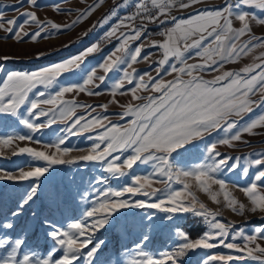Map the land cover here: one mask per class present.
<instances>
[{"label":"snow or ice","instance_id":"obj_1","mask_svg":"<svg viewBox=\"0 0 264 264\" xmlns=\"http://www.w3.org/2000/svg\"><path fill=\"white\" fill-rule=\"evenodd\" d=\"M18 2L21 6L27 3L33 10L23 12V20L17 18L4 21L3 14L0 13V30L8 33L5 39H15L19 43L25 41V38L38 42L39 39H49L52 35L69 31L97 11L105 0H95L85 10L79 11L76 20L63 27L51 20L42 21L37 11L42 7H50L58 14L72 15L71 9H62L60 3L42 5L40 0ZM202 2L203 0H131L130 3V0H121L102 19L99 26L119 17L117 23L105 34L106 37L117 36L122 27L129 31L117 36L119 46L98 66L104 74L97 75L96 69H92L78 84L60 86L59 77L81 68L85 58L97 51L98 45L89 46L74 58L38 71H6L5 66L0 65V73L4 74V79L0 81V117L13 118L28 130V134L11 132L0 136V147H11L16 141H33L45 150L19 147L11 155L27 154L34 161L46 162L45 166L30 165L28 170L19 169L15 173L0 170V180L34 181L16 207L0 219V264H77L78 261L80 264H94L97 253L105 243L104 240L96 239V233L113 224L116 213L133 208L155 209L168 214L162 218L168 221L177 213H190L202 218L207 230L195 240L180 231L178 235L183 242L159 257L145 251L150 236L144 233L135 245L134 258L128 260L127 264H182V258L190 251L221 246L243 255H211L202 264H231L234 260L244 259L264 264V246L258 242L264 241V225L256 227L251 234L243 228L233 230L230 222L218 219L190 191L191 181L205 193L209 192L211 184H218L228 207L236 214L243 215L245 206L238 204L225 191L227 181L221 177L240 169L241 177L247 178L250 167L240 164L245 159L249 166H255L258 171L247 186L236 187L247 197L251 212L264 213V154L253 159L232 157L217 150L218 145L232 147L233 142L241 141L243 133L254 134V129L264 128V112L246 122L243 127L239 126L236 119H231H242L243 114L251 113L254 108H264V52L255 57L259 63L247 65L239 71H223L212 79L203 78L209 71L218 72L225 64L238 61L254 49H264V35L257 36L253 31L255 25L264 26V16L245 10L255 8L264 13V0H223L220 6L198 9L186 17L171 15L173 9L185 10ZM129 7L133 11H125V15L121 17V11ZM137 19L141 21L140 26L135 25ZM234 21L239 23L238 27L234 26ZM147 24L164 26V30L159 32L164 40L153 42L152 45L162 52V59L155 68V77L148 72L137 74L134 65L141 60H148L150 54L142 56L143 42L134 49L129 43L140 40L148 33ZM25 26H35L37 30L30 33L24 30ZM43 55L40 53L37 58ZM197 57L201 63H188L189 59ZM2 59L7 60L8 57ZM170 60L173 61L171 64ZM165 65L168 67L165 68ZM113 71L121 75L111 85V96L131 93L133 101H143L121 105L123 111L113 114L120 121L127 120L125 124L114 123L112 116L92 115L98 107L106 112L108 104L94 106L79 104L75 99H64L69 93L101 95L102 91L96 89H101L108 74ZM173 73V79L165 80V75L171 76ZM126 83L133 87L126 88ZM38 86L45 90L32 95ZM53 86L58 90L49 94L46 90ZM138 91L156 95L141 96L137 94ZM258 94L260 99H254ZM112 103L118 101L113 99ZM77 109H84L86 115L77 116ZM41 117L46 119L41 121ZM69 121H72L71 124H68ZM58 122L68 126L59 130L62 135L57 140L50 143L34 140L33 134L51 128ZM8 127L10 125L5 122V128ZM96 129L102 131L94 137H88L95 141L88 154L65 159L73 151L62 147L69 137L94 132ZM214 132H222L223 135H218L205 144L200 162L189 165L185 153L198 147L194 141L212 136ZM50 149L55 151L50 152ZM79 161L97 162L101 165L102 173L108 174L91 178L88 181L89 188L79 193L82 199L90 201L91 206L84 209L80 218L63 224L48 217L41 218L37 211H33L31 219L13 236L12 233L17 230L18 218L24 215L37 198L41 178L46 177L54 165H71ZM137 165H149L151 172L132 175L131 183L121 188L93 187L94 184H106L109 178L123 179ZM156 183L163 184V188L154 187ZM174 184L181 185V188H174ZM126 193L155 199H127L124 198ZM211 199L218 202L215 194L211 195ZM146 220L149 223L141 222L144 227L156 226L153 214L149 213ZM38 226L46 229V240L42 243L39 235H36L35 242L29 243V238L36 233ZM238 239L242 244L235 243ZM44 244L49 246L45 248ZM56 253L60 255L57 256ZM116 264H124V261L117 259Z\"/></svg>","mask_w":264,"mask_h":264},{"label":"rangeland","instance_id":"obj_2","mask_svg":"<svg viewBox=\"0 0 264 264\" xmlns=\"http://www.w3.org/2000/svg\"><path fill=\"white\" fill-rule=\"evenodd\" d=\"M40 2L42 5L60 3L62 9L72 10V15L58 14L50 7H42L37 11V15L42 21L51 20L63 27L76 20L79 11L85 10L87 6L93 4L95 0H40ZM119 3H121V0H105V3L97 11L86 20L76 24L71 30L52 35L49 39H39L38 42H32L31 40H28V38H25V41L19 43L15 39H5L4 37L8 36V33L0 30V65H4L6 71H38L44 67L63 62L69 58H74L89 46L98 45V50L100 42L103 39H107L108 41H113L114 44L99 54H89L85 58L84 64L81 68L66 72L59 77V85L65 86L81 83L86 74L92 69H96L97 75H103L104 73L102 69L98 66L103 59L109 55V53L119 46L120 41L117 39V36H119L121 32L129 31L128 28L122 27L118 30L117 36L110 38L106 37L105 34L117 23L119 17L112 18L107 23H104L103 26H99L102 19L116 4ZM222 3L223 0H203L201 4L203 5L202 8L205 9L220 6ZM200 8L201 7H196L195 9L198 10ZM130 9L132 8L129 7L126 10H122L120 16H124L125 11L128 12ZM32 10L33 9L28 7L27 3L21 6L18 0H0V13L3 14L4 21L17 18L23 20L22 13ZM245 10L264 16V13L255 8ZM173 13L174 12H171V15H173ZM140 24L141 21H135L136 26H140ZM94 25H96V27H93ZM155 25L156 24H147L148 33L142 36L140 40L129 42L133 49L143 42L142 56L150 54L148 60H141L134 65L137 74L148 72L151 76H156L155 68L157 67L158 61L162 59V52L158 47H153L152 45L153 42L158 43L164 40V37L159 35V32L164 30V26L157 25L158 27H153ZM234 26L238 27L239 23L234 21ZM24 30L31 33L35 32L37 29L35 26H25ZM253 31L257 36L264 35V26L255 25ZM85 33L87 34L85 35ZM261 52H264V49H254L247 55H243L238 61L225 64L224 68L220 69L218 72L209 71L204 74L203 78L212 79L216 75L222 74L223 71H239L247 65L259 63L260 61L256 60L255 57L259 56ZM40 53H43L44 55L38 59L37 55ZM3 57H8V59L3 60ZM172 62L173 61L170 60L169 64ZM201 62L202 61L198 57L188 60V63ZM167 67L168 65H165V68ZM257 71H259V69H257ZM120 75L121 73L115 71L108 74L105 84L101 86V89H96V91H102L101 95L69 93L65 95L64 99H75L79 104L86 103L94 106L108 104L106 112L98 107L96 112L92 115L95 116L99 114L101 116H112L114 123L118 122L125 124L127 120L120 121L113 114L123 111L121 105L127 103H142L143 101H133L131 93L123 96L119 94H117L116 97L111 96V85ZM174 76L175 73L171 76L165 75L164 78L165 80H170L173 79ZM3 79L4 74L0 73V81ZM145 79H147V77ZM125 87L131 88L133 85L126 83ZM44 90L45 89H43L42 86H38L33 90L32 95L38 91ZM57 90L58 88L53 86L46 91L49 94H54ZM137 94L141 96L156 95V93L141 91H138ZM113 99L118 101V103H112ZM254 99H260V94L255 96ZM42 107L47 108L49 106ZM262 112H264V108H254L251 113L243 114L242 119L240 117H232L231 119H236L239 126L243 127L246 122L255 119ZM82 114L86 115L85 110L77 109L76 115L79 116ZM45 119V117H41V121ZM74 119L75 117H73V120ZM5 122H7L10 127L5 128ZM71 122L72 121H69L68 124H71ZM67 126L68 125L66 124L58 122L51 128H46L33 134L34 140H40L45 143L53 142L58 139L59 135H62L59 130ZM99 131H102V129H96L94 132L69 137L66 144L62 147L71 148L73 151H71L65 159L88 154V150L95 142L92 139H88V137H94ZM233 131H235V129H233ZM11 132L28 134V130L18 122L14 121L13 118L0 117V136ZM253 133L254 134L243 133L241 141L233 142L232 147L218 145L217 150L222 154L232 157L258 158L260 154H264V128L254 129ZM218 135H223V133L214 132L212 136H206L202 140L194 141V144L198 145V147H193L191 152L185 153L187 163L191 165L200 162L205 144L212 141ZM19 147H32L36 150H45L40 144L34 143L33 141H16L11 147H0V170H7L15 173L19 169L28 170L30 165L45 166L46 162L34 161L27 154L12 156V151ZM49 151L54 152L55 149H50ZM229 163H231V161ZM240 164L242 166L250 167V172L247 178L241 177L240 169H237V171L233 173L222 175L221 178L227 181L225 191L230 193L232 198H234L238 204H243L245 206L243 215L236 214L228 207L218 184H211L209 192L205 193L196 186L194 181H191L192 187L190 191L199 203L204 204L207 209L215 213L218 219L225 223L230 222L233 226V230L236 228H243L248 234H251L256 227L264 225V213L259 211L255 213L251 212V205L247 197L236 187V185H240L241 187L247 186L252 182L258 169L255 166H249L245 159H242ZM149 172H151V167L149 165H137L134 166L131 172H129V175L125 176L123 179L116 180L109 178L106 184H94L93 187L95 189H106L109 187L112 189L121 188L131 183L132 175L147 174ZM101 175L107 176L108 174L102 173L101 165L97 162L79 161L78 163L71 165L52 166L50 172L46 174V177L41 178V188L38 191L37 198L31 207L26 209L24 215L18 218L17 230L12 233V235L15 236L18 234L20 228L23 227L25 222L31 219V213L33 211H37L41 218L48 217L58 224H63L75 218H80L84 209L91 205L90 201L82 199L79 193L84 189L89 188L88 181L91 178L99 177ZM33 183V180H0V219H3L5 215L10 213L12 209L16 207L18 201L25 195ZM153 186L163 188L164 185L156 183ZM173 187L180 189L181 185L174 184ZM148 191L150 192V189ZM213 194L217 196L218 202H213L211 199V195ZM159 195L160 194L158 193L157 196ZM124 198L133 200L155 199V197L144 196L141 194L133 196L130 193H126ZM187 199H191V197H187ZM197 207H199V205H197ZM149 213L153 214L155 217L154 223L156 226L152 228H146L141 223L142 221L144 224L149 223V221L146 220ZM166 215L168 214L160 213L155 209L137 208L122 209L120 212L116 213L113 217L114 223L96 233V239L104 240L105 243L97 253L94 264H116L117 259H120L124 261V264H127L128 260L134 258L136 251L135 245L140 241V238L144 233H147L150 236V240L145 245V251H147L149 255L159 257L164 252L174 250L183 242L178 235L180 231L185 232L189 237L190 234L188 231H191L193 234L199 233V235H197V238H199L207 230V225L203 222L202 218L195 217L190 213H177L171 221L162 219ZM200 230L202 232H199ZM45 231L46 229H42L38 226L36 233L29 238V243L35 242L36 235H39L40 241L43 243L46 240V237L44 236ZM190 239L192 238L190 237ZM258 242L264 246V241ZM235 243L242 244V241L238 239ZM48 246V244H44L45 248ZM89 247H91V245H89ZM84 251L86 252L87 249H84ZM217 254L243 255V253H233L232 250L223 248L222 246L213 249H196L188 252V254L182 258V264H202V261L208 256ZM56 255L59 256L60 253H56ZM77 264H80V262L78 261ZM212 264H218V262H212ZM231 264H260V261H254L251 259L234 260Z\"/></svg>","mask_w":264,"mask_h":264},{"label":"trees","instance_id":"obj_3","mask_svg":"<svg viewBox=\"0 0 264 264\" xmlns=\"http://www.w3.org/2000/svg\"><path fill=\"white\" fill-rule=\"evenodd\" d=\"M114 44L113 41H108L107 39H103L101 42H100V47L99 49L95 52V54H99L101 53L102 51L108 49L109 47H111L112 45ZM189 234H190V237L192 239H195L197 238V235H199V233H196V234H193L191 231H188ZM199 232H202L201 230Z\"/></svg>","mask_w":264,"mask_h":264},{"label":"crops","instance_id":"obj_4","mask_svg":"<svg viewBox=\"0 0 264 264\" xmlns=\"http://www.w3.org/2000/svg\"><path fill=\"white\" fill-rule=\"evenodd\" d=\"M202 4L200 3V4H197V5H195L193 8H189V9H185V10H176V9H173V11L172 12H174L173 13V15L175 14H177L176 16L177 17H186L189 13H193V12H195L197 9H195L196 7H201L200 9H203L202 8ZM179 13V14H178ZM174 15V16H175ZM153 27H158L157 25H155V26H153ZM164 39V38H163Z\"/></svg>","mask_w":264,"mask_h":264},{"label":"built area","instance_id":"obj_5","mask_svg":"<svg viewBox=\"0 0 264 264\" xmlns=\"http://www.w3.org/2000/svg\"><path fill=\"white\" fill-rule=\"evenodd\" d=\"M133 11V8L132 9H130L129 11H128V13H131ZM136 21H140L139 19H137Z\"/></svg>","mask_w":264,"mask_h":264}]
</instances>
